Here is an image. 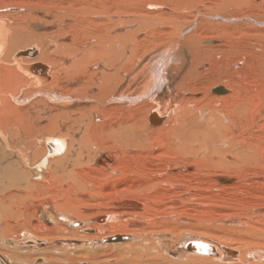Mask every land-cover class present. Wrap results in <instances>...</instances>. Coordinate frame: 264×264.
<instances>
[{
	"label": "bare ground",
	"instance_id": "1",
	"mask_svg": "<svg viewBox=\"0 0 264 264\" xmlns=\"http://www.w3.org/2000/svg\"><path fill=\"white\" fill-rule=\"evenodd\" d=\"M0 264H264V0H0Z\"/></svg>",
	"mask_w": 264,
	"mask_h": 264
},
{
	"label": "rangeland",
	"instance_id": "2",
	"mask_svg": "<svg viewBox=\"0 0 264 264\" xmlns=\"http://www.w3.org/2000/svg\"><path fill=\"white\" fill-rule=\"evenodd\" d=\"M213 40H215V39H213ZM216 41H217V40H216ZM203 65H205V64H203ZM203 65H202V66H203ZM188 167H191V166H188ZM224 178H225V179L227 178V179H230V180H231V179H232V180L234 179V177H224ZM74 224H75V223H74ZM23 232H25V231H23ZM37 238H38V237H37ZM38 239H39V238H38ZM96 239H98V238H96ZM13 240H15V239H13ZM40 240H44V239H41V238H40ZM45 241H46V240H45Z\"/></svg>",
	"mask_w": 264,
	"mask_h": 264
}]
</instances>
